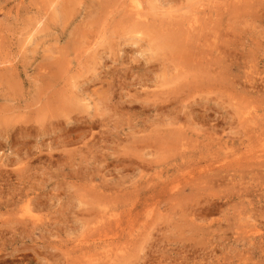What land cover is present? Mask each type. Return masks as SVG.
Returning a JSON list of instances; mask_svg holds the SVG:
<instances>
[{
    "label": "rangeland",
    "instance_id": "1",
    "mask_svg": "<svg viewBox=\"0 0 264 264\" xmlns=\"http://www.w3.org/2000/svg\"><path fill=\"white\" fill-rule=\"evenodd\" d=\"M0 264H264V0H0Z\"/></svg>",
    "mask_w": 264,
    "mask_h": 264
},
{
    "label": "bare ground",
    "instance_id": "2",
    "mask_svg": "<svg viewBox=\"0 0 264 264\" xmlns=\"http://www.w3.org/2000/svg\"><path fill=\"white\" fill-rule=\"evenodd\" d=\"M138 4V3H137ZM137 19V18H136ZM138 21V20H137ZM139 22V21H138ZM74 125V124H73ZM75 126V125H74ZM76 127V126H75Z\"/></svg>",
    "mask_w": 264,
    "mask_h": 264
}]
</instances>
